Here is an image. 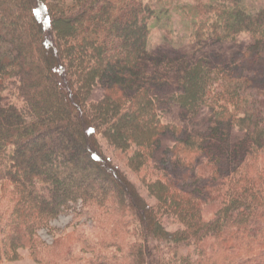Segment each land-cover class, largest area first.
<instances>
[{
  "label": "trees",
  "instance_id": "16d2710c",
  "mask_svg": "<svg viewBox=\"0 0 264 264\" xmlns=\"http://www.w3.org/2000/svg\"><path fill=\"white\" fill-rule=\"evenodd\" d=\"M187 9L194 52L171 57L151 51L149 34L171 19L172 0H0V264L18 261L19 249L38 264H264V1L194 0ZM242 34L253 45L240 58L211 65L196 57L208 41ZM172 84L180 93L160 100ZM97 85L104 95L88 103ZM166 102L189 119L206 107L218 127L184 138L182 127L161 123ZM140 112L145 118L135 121ZM169 129L178 140L161 158L186 183L188 172L212 181L207 200L195 196L199 187L184 190L173 174L149 165L145 185L156 203L148 205L92 142L99 134L121 149L127 132L136 139L151 133L154 151ZM234 129L243 134L237 143ZM143 151L134 149L129 167L146 166ZM92 170L113 194L68 183L72 173L87 181ZM79 202L93 213L90 232L41 243L36 231ZM208 203L217 205L211 219ZM165 219L179 227L167 231ZM152 240L168 249H151ZM183 246L191 248L186 255L177 252Z\"/></svg>",
  "mask_w": 264,
  "mask_h": 264
},
{
  "label": "rangeland",
  "instance_id": "374dc122",
  "mask_svg": "<svg viewBox=\"0 0 264 264\" xmlns=\"http://www.w3.org/2000/svg\"><path fill=\"white\" fill-rule=\"evenodd\" d=\"M250 1L256 7L259 6V4H261V2H263L264 0ZM193 3L194 0H172V7L174 8V10L171 12V19L168 18L170 20L166 19L160 21L157 26L152 28L149 34V47L151 51L159 52L171 57L179 56V54H190L194 52V42L192 41V38L190 36V29H188V25L185 21V13L188 10L187 8L190 9ZM125 36V41L129 43L128 37H130L131 35L128 36V34H126ZM121 38L122 37L117 35V39H119V42L120 40H124L123 38ZM252 45V38L248 34H242L233 42L214 43L212 41H208L205 45H203L200 52L196 54V57H205L209 61V63H211V65L229 62L230 60L234 61L240 58L242 53H244L247 49H250ZM115 49V53L118 55L123 52L124 48H121L119 44V47H116ZM52 54L53 53L51 52V55ZM174 93H180L179 86L173 84L172 86H165V89H162V93H160L159 99L168 101L169 96ZM103 95L104 88L102 87V85H97L93 92L89 94L87 102L89 103L92 101H98L103 97ZM19 105L21 106V102L19 103ZM159 114L161 116L162 124H166L170 127L175 126L174 128L177 130L179 129V127H182L184 132L181 136L184 138L188 133L196 130L205 131L204 129L207 130L213 125H216V127H218V123H216V116H214L213 113L206 107L201 109L196 115L192 117V119H189L191 117L184 114L183 108L173 102H166L165 106L159 107ZM141 118H145L143 112H140L139 115H137L134 119L135 121H139V119ZM173 132L174 134L169 129L168 132L161 134L160 143L159 145L154 146V151H150L151 148L147 145V143L151 140V133L144 137L136 139L127 132L126 135L128 134L127 137L129 139V144L125 146L123 145L121 149L111 145V143H109V141L105 139L104 136L99 134L93 136L92 142L96 137L97 142L96 144H94L95 148L98 150L100 149V151H102V153L104 154V157H107L111 160L113 166L115 167V170H118V172L116 173H118L120 179L125 178L130 184V189L136 191L139 199H144L148 205L155 206L156 203V200L148 193L145 185L147 181L145 180V178L149 179V176H147V174H151L149 165L159 167L160 169H165L166 172L173 174V178L178 179L177 182L179 187L184 190L192 192L195 191L197 187H199L200 190L195 193V196L202 200H207L210 196L207 188L213 184L212 181H207L205 179L199 178L198 181H196L197 176L193 175L192 172H188V174H184V176L189 175L188 179L190 181V184H192L190 185L189 183H186L185 180L181 178L179 179V174L182 172H180L174 165V167L171 166L169 162H165L163 161V158H161L164 152L167 149L171 148L178 140L176 138L177 131L174 130ZM233 132L234 136L232 137V142L237 143V141H239L238 139H241L243 137V134L235 129ZM178 137H180V134H178ZM79 141L84 142V140L82 139H79ZM85 143H87V140H85ZM129 148H131V151L128 150L129 152H127V149ZM136 148H138L139 150H147L143 151V153H146L150 157L147 162L144 161V165L146 166L141 170H135L129 167L127 164L128 158L133 155L131 153L134 152V149ZM58 167L60 170L68 168L62 162H60ZM160 173L164 172L160 170L159 174ZM90 174L92 175L91 178L85 182L79 180L78 177L76 178L75 173L70 174L66 178L68 180V183H72L71 185L75 187L85 188L91 185L96 191L107 189L110 193H114L112 185L108 183L105 178L100 176L94 170H92ZM107 174L111 179H115V176L113 174L109 172ZM125 193L128 195V192ZM3 204L4 200L1 198L0 194V210H2ZM211 204L212 203H208V206L205 208L206 213L210 212L208 213L210 215H206L207 219L213 218L211 213L213 212L212 210L217 206L216 204ZM88 213L93 214L92 211H84L81 207L80 202L77 204H71L69 209L63 210L59 216L48 222V225L46 227L37 230L36 235L40 239L41 243L49 246L52 245L54 238L65 232L70 233L74 229L90 232V229H92L91 227L94 222L92 220V217L89 216ZM26 216L27 215H24L23 218L26 219ZM169 216L171 215H168V217ZM147 217V219L151 221L150 217ZM24 219L19 218L18 221L21 223V220L25 221ZM173 222H168V219H165L162 223L167 231H175L179 227V225H177L176 222ZM11 232L12 230H6L7 234H11ZM157 246L159 248H162L163 251L168 249V245H166V243L164 242H157L156 240L150 241L151 249H154ZM190 249L188 250L185 246L180 248L178 247L177 252H179L180 255H186L187 252L191 251ZM18 255L20 256V259L12 264H38L30 257L29 252L26 249H19ZM89 257H91V255H87V258ZM145 264H147V262H145Z\"/></svg>",
  "mask_w": 264,
  "mask_h": 264
}]
</instances>
